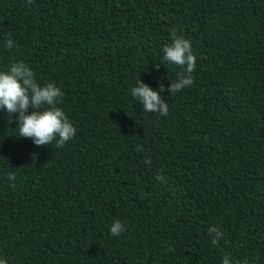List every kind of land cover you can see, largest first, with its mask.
Segmentation results:
<instances>
[{
  "label": "trees",
  "instance_id": "1",
  "mask_svg": "<svg viewBox=\"0 0 264 264\" xmlns=\"http://www.w3.org/2000/svg\"><path fill=\"white\" fill-rule=\"evenodd\" d=\"M173 34L196 65L170 94ZM17 62L76 134L37 146L0 109V260L264 264V0H0V71ZM139 80L164 85L167 116Z\"/></svg>",
  "mask_w": 264,
  "mask_h": 264
},
{
  "label": "clouds",
  "instance_id": "2",
  "mask_svg": "<svg viewBox=\"0 0 264 264\" xmlns=\"http://www.w3.org/2000/svg\"><path fill=\"white\" fill-rule=\"evenodd\" d=\"M31 2L32 0H28L29 4ZM173 37L172 43L164 46L162 59L163 62L179 66L182 72L177 74L178 81L170 84V94L193 84L192 72L196 65L190 42L175 34ZM5 46L11 49L13 41L9 39ZM160 64L155 65L157 70ZM163 91L162 83L157 90L139 80L137 86L131 89V95L142 104L145 111L167 116L168 106L160 94ZM63 95L52 83L38 85L33 71L23 62L13 63L7 71H0V109L6 110L8 114H18V137L29 138L37 146L51 145L55 141V146L62 148L75 136L76 129L61 108L57 107ZM29 108L32 109L31 112H28ZM157 178L163 179L159 175ZM8 179L14 180L15 175L10 173ZM122 231L124 226L119 221L110 227V233L114 236H119ZM209 232L214 234L212 243L218 244L222 233L215 227H210ZM0 264L5 262L0 260ZM222 264H229L227 256Z\"/></svg>",
  "mask_w": 264,
  "mask_h": 264
}]
</instances>
